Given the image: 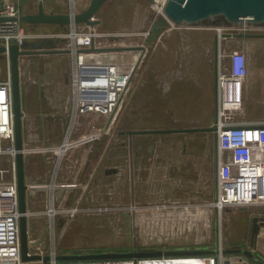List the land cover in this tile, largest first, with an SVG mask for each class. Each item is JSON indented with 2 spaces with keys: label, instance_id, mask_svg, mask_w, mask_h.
Returning a JSON list of instances; mask_svg holds the SVG:
<instances>
[{
  "label": "built area",
  "instance_id": "1",
  "mask_svg": "<svg viewBox=\"0 0 264 264\" xmlns=\"http://www.w3.org/2000/svg\"><path fill=\"white\" fill-rule=\"evenodd\" d=\"M40 1L42 0H36L38 3ZM69 1V12L72 14L78 12L76 0ZM22 2L23 0H0V16L8 17L0 21V45L9 46L17 43L22 49L27 40L44 36L63 37L68 39V43L61 48L66 49L73 56L69 77L70 105L67 107L69 123L65 136L58 143L37 146L29 142L28 144L25 140V155L32 151L50 153L53 155L54 166V176L46 186L47 206L41 210H34L28 201L29 221L34 216H46L49 219L48 232L52 236L56 234V219L59 216L73 217L78 213L99 214L115 208L118 211L126 210L134 216L132 225L137 231L140 229V221L145 224L146 240L143 248H180L172 247L174 244L171 243L183 241L181 239H191L192 244L183 245L181 248H193L191 245L199 240L202 242L196 245L205 244L201 247L217 249L215 253L209 254L60 259L57 257L60 253L58 244L52 240L48 251L52 255L50 264H257L244 253L226 252L223 226L218 231L217 240L212 244L205 237L211 235L210 227L213 219L222 223L224 212L229 207L264 206V119L251 120L244 116L245 88L251 73L247 50L244 48H235L229 52L222 50L223 40L229 37L226 32L231 33L230 37L236 36L235 33L240 31L264 33V25L221 24L216 26L221 48L218 52L216 69L217 115L212 126L215 127L217 137L216 191L211 198L160 199L146 203L134 200L130 204L108 205L95 204L92 203L93 200L85 203L84 199L87 196L83 193L79 195L77 203L70 204L63 202L65 199L61 201L59 198L61 196H58L57 192L65 185L59 181L64 160L71 150L89 146L100 139L102 134V127L92 118L87 120L91 123V129L93 128L89 133L75 134L76 124L79 123V119L89 118V115L97 118H99L98 115H106L110 129L117 120L123 102L129 96L133 77L138 74L136 67L144 63V60L142 56H136L133 62L121 61L118 58L105 62L97 60L93 56L96 53L95 48L92 49L97 44V37L112 34L99 32L97 25L72 24L67 31L57 33L28 30L21 19L24 13ZM163 3L157 5L161 13H163ZM172 26L182 25L172 24ZM148 33L149 31L146 34ZM25 57L22 56L21 62ZM7 60L10 67L9 52ZM16 155L13 82L10 73L8 78L0 81V159L2 157L9 159L8 166L0 165V264H26L29 261L23 259L21 250L22 212ZM81 165L82 163H79L75 167ZM79 182L81 183L80 179L71 180L66 185H77ZM74 188L75 186L67 193H72ZM138 219L140 221H137ZM29 238L30 253L44 254V251L32 249L33 240L36 238H32L30 232Z\"/></svg>",
  "mask_w": 264,
  "mask_h": 264
},
{
  "label": "crops",
  "instance_id": "2",
  "mask_svg": "<svg viewBox=\"0 0 264 264\" xmlns=\"http://www.w3.org/2000/svg\"><path fill=\"white\" fill-rule=\"evenodd\" d=\"M87 5L89 4H85L86 7ZM26 12L28 11H24ZM64 12H69V7ZM217 25L221 24L168 26L164 30L154 47L157 50L147 57L139 73L141 75L130 103L127 98L118 121L119 136L116 135L111 142L115 148L108 154L103 153L102 150L98 151L97 148L92 151L90 145L71 150L64 160L63 171L59 175L61 176L59 181L65 184L61 187L63 189L57 191L58 196H61L60 200L65 199L63 202L74 204L79 201V195L83 193L87 196L84 199L85 203L91 202L93 198L102 197H109L116 202L128 203L135 200L146 203L160 199L211 198L214 195L216 133L196 128L212 127L217 115L216 69L218 52L221 48ZM255 38L257 37L229 36L223 40L222 50L229 52L235 48H244L249 52L252 50L250 42L253 43L252 40ZM249 54L251 63L254 54L251 52ZM36 61V57L24 59L26 67L22 69L23 83L33 85L35 82L34 85L37 87V89L31 88L32 86L29 89L23 88L25 93L23 109L26 113L24 124L28 123L24 129L25 140L32 144H34L33 139L38 140L39 137L32 136L31 132L39 135L38 129H40L48 138L51 135L46 131L45 125L49 124L51 119L62 117L56 111L58 106L48 100L46 91L42 87L43 83L37 81ZM250 66L253 74V70L257 67L255 64ZM10 73L8 60L0 53V81L8 78ZM41 73L46 75V71L42 70ZM29 76L36 78L31 80ZM64 80L70 89L67 76ZM177 80L183 87L185 83H190L191 88L188 90L180 88L173 93V98L170 94ZM250 84L249 78L246 87ZM153 89L157 90L156 94L151 93ZM33 96L35 99L32 100ZM63 117L68 119L69 111ZM148 124L163 126L150 127ZM45 137L39 141L45 144ZM213 137H215V149L211 150L209 145ZM198 140H201L202 146L199 144L193 146V142ZM105 159L108 162L109 172L104 173V176L108 177V180H101V170L96 168L97 173H95L94 165L96 163L99 167ZM210 160L212 171L209 173L212 172V175L208 177L206 168ZM79 163L93 165L87 177L91 178L97 174L95 182L82 181L81 171L79 173L72 171ZM8 164V158L0 159L1 166ZM53 167V155L50 153L32 151L26 155V177L30 185L28 201L34 210H41L47 206L46 186L54 176ZM78 179L81 183L66 185L68 181ZM74 186L72 193H67ZM77 188L80 190H76ZM94 188L99 189L100 193L103 191L104 196H101L102 193L96 196L95 192L93 195L90 194ZM107 188H109L108 192ZM39 205L43 206L39 207ZM59 217V229L64 231L72 217ZM29 223L31 237L36 238L33 240L32 249L48 252L51 245L48 222L42 221L40 216H34ZM68 239L67 243L63 245L61 243L60 247L58 244L60 253L89 250L85 248L89 245L88 242L81 247H74L72 238ZM37 240H40L39 244H35ZM26 264H43V262L29 260Z\"/></svg>",
  "mask_w": 264,
  "mask_h": 264
},
{
  "label": "rangeland",
  "instance_id": "3",
  "mask_svg": "<svg viewBox=\"0 0 264 264\" xmlns=\"http://www.w3.org/2000/svg\"><path fill=\"white\" fill-rule=\"evenodd\" d=\"M78 9L84 10L86 8L85 4H89L91 0H76ZM45 5L48 11H67V7L70 5V1L63 0H45ZM88 6V5H87ZM23 11H33L37 10L38 4H36V0H23L22 2ZM162 13L159 11L157 5L151 3L149 0H107L102 7L99 9L97 13V17L100 18V22L97 24V29L99 32H109L112 33L110 35H104L97 37L96 40V48L95 54L93 55L97 60L108 61L112 58H118L121 61L133 62L135 57H141L144 60L141 65L136 67V73L138 74L144 67L145 61L147 57L155 50L156 43L152 48H150L147 44V37L151 31V25L153 24L154 19H156ZM26 28L28 30H41L45 32H62L67 31L70 28H60V24H49V23H25ZM172 26V25H171ZM149 31L148 34H146ZM236 37V36H233ZM59 39V47H64L68 43L67 38L63 37H55ZM253 43L250 42L252 50L247 52L248 56V65L251 72V64H255L257 67L253 70V74L250 73V85L245 88V111L244 116L247 119L257 120L264 119V36H257V38L252 40ZM254 53H253V52ZM254 54L253 61L250 63V54ZM144 56V57H143ZM37 81L39 83H43L42 87L46 91V95L48 100L54 102L57 113L62 115L60 118L51 119L49 124H46V131L50 133V137H45L41 130L38 129L39 135L36 133H32V136L39 137L38 140L33 139V145H44L41 143L43 137L45 144L49 143H58L65 136V131L68 126L69 121L63 116L67 113V107L70 105V94L71 89L68 88L67 83H65V77L69 79L71 71H72V53L65 51L63 53H52L47 55H39L37 56ZM26 59V58H24ZM24 59L21 62L22 69L26 67V63L24 64ZM35 63V64H36ZM24 64V65H23ZM46 71V75L41 73V71ZM43 74V75H41ZM136 75L133 77V82L131 83V88L129 91V103L132 100V96L134 95V88L138 83L140 75ZM36 78V76H29V79ZM28 79V78H27ZM27 85V83H23V88L29 89H37L34 85ZM25 84V85H24ZM151 85V84H150ZM149 85V86H150ZM152 86V85H151ZM180 88L184 90H188L191 88L190 83H185L184 87L181 86L179 80H177L174 84V88L170 94V97H173V93L175 91H179ZM248 88V90H247ZM136 90V89H135ZM24 91V89H23ZM157 92L156 89H153L151 93ZM143 93V92H142ZM25 93L23 92V95ZM145 95V93H143ZM156 94V93H155ZM35 99V96L32 97V100ZM127 101V99H126ZM126 101L123 102L122 107L120 108L117 120L111 125L109 129L110 123H107L108 116L106 115H98L99 118L93 117L89 115V118L79 119V123L76 124V132L75 134L81 135L85 133L91 132V123L87 120L92 118V120H96V122L102 127L101 138L96 142L90 144L92 147V151L94 148H97L98 151L102 150L103 153H109L111 149L115 148L114 144H111L112 139L119 136V118L121 113L125 107ZM216 119V117H215ZM215 121V120H214ZM86 124V126H84ZM28 123L24 124V128L26 129ZM39 126V125H38ZM84 126V127H83ZM141 126V125H140ZM150 127L155 126H163V125H154L148 124ZM45 131V132H46ZM45 134V133H44ZM158 144L156 145V147ZM82 147V146H81ZM80 147V148H81ZM88 147V146H87ZM160 147V145H159ZM209 148L211 150L215 149V137H213L212 142H210ZM92 151L90 153H92ZM98 158V157H97ZM194 164V163H193ZM108 167V162H103L99 167L98 165H94L95 173H97L96 168L101 170L100 179L108 180V177L104 176L106 173V168ZM194 167V166H193ZM93 168V165L89 166L86 163L82 164L79 167L73 168L75 171H81L82 173V181H91L95 182L97 180V174L91 178L87 177L90 170ZM85 169V170H84ZM212 163L207 162V174L208 177H211L212 172ZM94 170V169H93ZM92 170V171H93ZM91 171V172H92ZM216 172V166L215 170ZM61 175V174H60ZM61 178V176H59ZM93 184V183H92ZM96 185H99L95 183ZM95 189V190H94ZM90 192V194L103 195V191H99V189L94 188ZM109 188H107V192ZM105 200V199H102ZM122 204H130L122 203ZM109 205V204H108ZM43 205H39L41 207ZM128 206V205H127ZM259 213H264V206H235L229 207L224 212V218L222 223L217 219H213L212 226L210 227L211 235L205 238L211 242H215L218 238V231H220V227L223 226V238L224 244L226 247H231L233 245H248L252 236V223L253 217ZM42 217V221L48 222V218L46 216ZM134 216L126 211L121 210L118 212H102L99 214H80L73 216L68 223V226H65L64 231L59 229V221L60 217L56 219V234L50 235L51 241L54 240L59 244V247L62 243L66 244L69 240L68 238H72V245L75 247H81L85 244L88 238H94L95 241L90 242V245L96 246H110L111 248L118 249H134V248H143L145 247V236H144V228L145 224H142L140 221V229L137 231L136 228L132 225V218ZM64 224V223H63ZM135 232V233H134ZM137 237V238H136ZM204 238V236L202 237ZM257 251L264 254V228L261 229L259 237H258ZM183 241H176L172 245V247H183V245L192 244L191 239ZM193 241L194 236H193ZM189 242V243H186ZM202 241L197 240L196 243H200ZM191 245L193 248H199L205 244L201 245ZM87 244V243H86ZM212 247L216 245H211Z\"/></svg>",
  "mask_w": 264,
  "mask_h": 264
},
{
  "label": "water",
  "instance_id": "4",
  "mask_svg": "<svg viewBox=\"0 0 264 264\" xmlns=\"http://www.w3.org/2000/svg\"><path fill=\"white\" fill-rule=\"evenodd\" d=\"M107 0H91L84 10L72 14L63 11H48L45 2L42 0L38 3L37 11L26 12L21 15L25 23H49V24H89L96 26L100 22L97 13ZM155 5H162L163 0H149ZM8 17L0 16V21ZM176 25L191 24H245V25H264V0H165L163 3V13L154 19L151 25V31L147 37V44L152 48L155 42L163 34L164 30ZM231 36L230 32H226ZM236 36L257 37L264 36V33L237 32ZM59 39L54 37H40L35 40H27L22 49L17 43L9 46L0 45V53L6 59L8 52L10 54V71L13 82V100H14V120L16 130V148H17V167H18V185L20 197V217L21 229V250L24 260H40L43 264H50L52 255L46 253H30L29 238V216H28V198L30 185L27 182L26 173V155L24 153L25 133L24 121L26 113L23 109V84H22V56H37L40 54L63 53L67 51L59 47ZM96 48L95 46L92 47ZM196 129H207L215 132V127H203ZM159 131V129H157ZM264 226V217L255 215L253 217V238L257 239L260 228ZM47 232V229H46ZM45 235V233H44ZM37 240L35 244H39ZM254 245V243H253ZM252 245V246H253ZM226 252H240L246 254L257 264H264L263 253L258 252L254 246L252 248L244 245H233L227 247ZM216 248L199 247V248H168V249H147L134 248L128 250L114 251H77L59 253L60 259H106V258H127V257H147L161 255L177 254H209L215 253Z\"/></svg>",
  "mask_w": 264,
  "mask_h": 264
},
{
  "label": "flooded vegetation",
  "instance_id": "5",
  "mask_svg": "<svg viewBox=\"0 0 264 264\" xmlns=\"http://www.w3.org/2000/svg\"><path fill=\"white\" fill-rule=\"evenodd\" d=\"M41 55V54H40ZM42 55H47V54H42ZM37 56H39V55H37ZM37 56H26V58H33V57H36V58H38ZM22 83H23V80H22ZM201 145V140H198V141H196V142H193V146H195V145ZM202 146V145H201ZM107 161V159H105V161L104 162H106ZM106 172H109V168L107 167L106 168ZM102 199H105V200H102ZM92 203H95V204H116V203H119V204H122V203H124V202H116V201H113V200H111L109 197H102V198H99V199H97V198H93V202ZM105 212H109V213H111V212H118V210H115V208H111V210H108V211H105ZM100 213H102V212H100ZM257 215H260L261 217H264V213H259V214H257ZM262 227H264V226H262ZM262 227L260 228V231H261V229H262ZM252 230H253V223H252ZM259 235V234H258ZM259 237V236H258ZM258 237H257V239H255V238H253V233H252V236H251V239H250V242L248 243V245L246 246V245H244V246H246V247H250V248H252L253 246H254V248H255V250H256V253H258L259 251H257V244H258ZM93 241H95V239L94 238H88V240H86V242H88L89 243V245L87 246V247H85L86 249H89V250H95V251H114V250H128V249H118V248H111L110 246H96V245H90L91 243L90 242H93ZM253 243H254V245H253ZM253 245V246H252ZM263 256H264V254H263ZM264 258V257H263Z\"/></svg>",
  "mask_w": 264,
  "mask_h": 264
},
{
  "label": "trees",
  "instance_id": "6",
  "mask_svg": "<svg viewBox=\"0 0 264 264\" xmlns=\"http://www.w3.org/2000/svg\"><path fill=\"white\" fill-rule=\"evenodd\" d=\"M60 26V28L62 29V28H69L68 26H66V25H59Z\"/></svg>",
  "mask_w": 264,
  "mask_h": 264
},
{
  "label": "bare ground",
  "instance_id": "7",
  "mask_svg": "<svg viewBox=\"0 0 264 264\" xmlns=\"http://www.w3.org/2000/svg\"><path fill=\"white\" fill-rule=\"evenodd\" d=\"M99 34V33H98Z\"/></svg>",
  "mask_w": 264,
  "mask_h": 264
}]
</instances>
